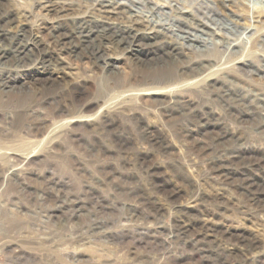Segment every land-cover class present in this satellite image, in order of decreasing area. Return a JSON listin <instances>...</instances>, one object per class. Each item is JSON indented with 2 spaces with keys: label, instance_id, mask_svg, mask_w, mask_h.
I'll use <instances>...</instances> for the list:
<instances>
[{
  "label": "rangeland",
  "instance_id": "rangeland-1",
  "mask_svg": "<svg viewBox=\"0 0 264 264\" xmlns=\"http://www.w3.org/2000/svg\"><path fill=\"white\" fill-rule=\"evenodd\" d=\"M44 1L0 0L16 18L6 35L24 26L35 49L24 67L0 63V264H264V211L232 181L264 178V0H146L133 15L156 28L101 58L56 51ZM95 3L44 5L89 30ZM175 7L201 43L184 40ZM222 150L239 157L231 180L210 170Z\"/></svg>",
  "mask_w": 264,
  "mask_h": 264
},
{
  "label": "bare ground",
  "instance_id": "bare-ground-1",
  "mask_svg": "<svg viewBox=\"0 0 264 264\" xmlns=\"http://www.w3.org/2000/svg\"><path fill=\"white\" fill-rule=\"evenodd\" d=\"M94 1L96 2L95 3L96 8L94 9L93 13L100 15L102 17V20H98L100 23L95 25V26H92L93 28L89 29V30H87V27H84L85 24H96V21L94 22L92 19H90V17H88V19L86 21H84L82 17H71V18H73L72 21L64 22V21H66V18H68V16H70V15L73 16L75 14H78L77 13L78 11L72 12L73 10H71V14L63 15L64 9H61V8L55 9V7L50 5L51 3L48 5L47 4L44 5V3H47L48 0H47V2L44 1L41 9H43V11L47 15L53 16V20L51 23L43 22L42 25L39 24L38 27H39V29H41V31H48L47 32V35L49 36L48 38L51 41V45L56 48V51H57V49L62 51V49L66 50V49L78 48V51L76 52V54L78 55L77 57H81L82 55L88 54V50H89L90 53L92 52L95 54V55L92 54V56L93 55H94V57L98 56V58H101L100 56H102L103 52L108 48H115V49L121 48L122 49L121 51H127V52L132 53L134 47L139 45V43H141V40L146 38V30H149L150 27H151V29H154L157 26V25L151 26L146 21L136 17L135 16L136 14L133 15V12H132L133 7H136L138 5L139 6L140 5L141 6L149 5L146 0H127V2H121V3L117 2V1H111V0H94ZM176 4H178V3L177 2L173 3L171 5V7L177 6ZM178 7L174 8V9H176V11H174V13L176 15L178 14V18H176L174 21L176 22V24L179 28H181V29H183V31H185L184 33H182L184 35V37H183L184 40H186L190 43H201L199 37H196L197 36L196 34H194V35L190 34L191 30H190V26L188 23L189 20H188L187 14H185V12L182 11ZM162 9L164 10V6H163V8H162V6H157V8H156V10H160V11H162ZM152 10H154V7ZM161 16H162V14H161ZM158 17H159V15H158ZM112 18L113 19H122V18L124 19L125 18L126 20L129 21V25L125 28H118L114 24H110L106 21V19L110 20ZM15 19L16 18L9 16L8 13L5 15L0 13V63L2 65L10 64L11 67L14 66L15 68H18V67H24L25 66L24 64L26 63V61L32 60V57H30V56L35 49H28V48L26 49L24 46H21L22 40L24 37L23 33L31 32L30 29H26V27H24V26L19 28L20 31L23 33H19L20 32L19 31L16 34H13V36H9V35L7 36L6 35L7 29L5 27H8L7 25H9V24L11 25L15 21ZM198 26H200L203 29H207L206 26H204V25H198ZM74 30H76V31H74ZM161 30H163V29H161ZM91 32L94 33V35L93 34L91 35ZM32 34H34V33H32ZM29 36H30V34H29ZM37 38L38 37L33 35V42H34V40H36L37 41V42H35L36 44L38 43ZM24 39H25V37H24ZM29 39L31 40V37ZM7 41H9L8 45L6 44ZM28 42H30V41H28ZM34 47H36V46H34ZM228 47H231V46H228ZM162 48H164V47H162ZM27 53H29V54H27ZM40 53H41V51H40ZM28 55H30V56H28ZM177 55H178L177 53L165 51V57H166L165 60L167 59L166 61H171V63H173L174 61H177ZM109 58L110 57H105L104 58L105 63H103V62H101V63L105 64V66H109L110 65V63L108 61ZM33 59H34V57H33ZM50 59H47V58L44 59L41 57L40 59H38V62H40V64L42 63V64L51 65V62L53 60L51 61ZM95 59H97V58H95ZM156 66L159 67V70L160 69L163 70V68L165 67L164 63L149 64V62H148L146 64L145 68H147L148 71L149 70L152 71V68L156 67ZM102 67H104V66H102ZM170 67H171V65H170ZM168 70H170V69H168ZM200 73H202L201 70H200ZM201 79H202V77L197 79V80L193 79L194 81L190 82V84H194L196 81H199ZM32 80H33V78H32ZM158 82L159 81H157V83ZM161 84H163V83H161ZM190 84H188V85H190ZM155 85H156V83H155ZM178 85L179 84H175V82L173 81V82L169 83L167 88L174 89L176 87H179ZM4 87L5 86H2L3 89H4ZM153 89H154V87H153ZM155 90L158 91L156 89V87H155ZM146 92H147V90H146ZM153 94H155V93H153ZM101 109H102V107L100 108V110ZM217 137H218V135H217ZM201 141H203V140H201ZM210 141H211L210 142L211 145H215V143L219 144V142H220L219 139H215L213 137H212V139H210ZM221 143H223V141ZM200 148H202V146ZM205 148H203V149H205ZM203 149H201V150H203ZM224 150H226V149H224ZM221 152H222V154L219 156L218 160L213 164V166H211L210 170H211L212 174L218 173V172L224 173L225 177H226L225 179L228 180L229 179V173H227V172L234 171V167L232 166V164L235 163L239 157L237 156V154H232V155H234V157H231L230 161H226L224 159V156H226V154L223 153V150ZM213 160H215V159H213ZM212 163H213V161H212ZM229 180H231V179H229ZM232 181H237L238 182L237 187H242L244 189V191H246L247 193L250 194L249 196H247L246 194H244V192H242L243 195H245L247 198L250 211H253V212L264 211V178H262V179H251V177L249 178L246 175V177H243L242 180H240V182H239V179L233 180V178H232ZM239 183H241V184H239ZM173 192H175V191H173ZM194 193H192V194H194ZM173 196L175 197L176 195L173 194ZM201 197H203V196H201ZM181 207L182 206H176L175 209L177 208L178 210H182Z\"/></svg>",
  "mask_w": 264,
  "mask_h": 264
}]
</instances>
